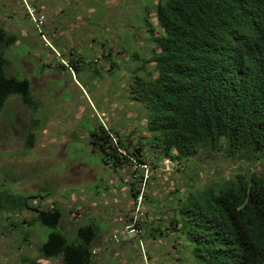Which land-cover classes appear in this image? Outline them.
<instances>
[{"label":"rangeland","instance_id":"1","mask_svg":"<svg viewBox=\"0 0 264 264\" xmlns=\"http://www.w3.org/2000/svg\"><path fill=\"white\" fill-rule=\"evenodd\" d=\"M158 1L27 0L44 16L39 32L21 0H0V27L16 38L1 51L5 73L26 79L33 101L29 107L10 96L0 113V190L34 194L29 204L59 210L69 242L78 241L79 227H93L104 243L91 244L99 264H193L185 238L162 228L170 227L177 197L238 173L264 172V165L229 157L223 149H202L182 163L161 158V144L147 130L148 110L129 92L136 73H153L150 37L158 31ZM99 126L112 129L130 151L141 142L139 181L132 177L139 161L113 167L92 146L90 132ZM137 182L145 196L141 248L134 239H110L123 232L120 219L133 206L129 191ZM0 206L17 208L6 199ZM35 217L26 209L0 212V264H61L39 253L50 229Z\"/></svg>","mask_w":264,"mask_h":264},{"label":"trees","instance_id":"2","mask_svg":"<svg viewBox=\"0 0 264 264\" xmlns=\"http://www.w3.org/2000/svg\"><path fill=\"white\" fill-rule=\"evenodd\" d=\"M154 17L153 73H136L129 92L148 110L147 130L161 144V158L182 163L202 149H223L229 157L264 165V0H159ZM15 41L0 27V113L13 95L33 104L29 82L5 73L1 51ZM111 132L104 126L92 130V146L113 167L139 161L137 178L145 165L138 157L141 142L130 151ZM138 188L132 184V196ZM189 194L177 197L170 227L162 228L185 238L193 264H264V172L238 173ZM35 196L0 190V202L18 210L0 212H36L35 219L50 229L38 247L42 257L91 264L96 230L81 226L78 241L69 242L60 228L62 213L29 204ZM162 228L149 230L162 234Z\"/></svg>","mask_w":264,"mask_h":264},{"label":"built area","instance_id":"3","mask_svg":"<svg viewBox=\"0 0 264 264\" xmlns=\"http://www.w3.org/2000/svg\"><path fill=\"white\" fill-rule=\"evenodd\" d=\"M25 6L29 19L33 22L34 26L39 32H42V26L44 25V16L40 15L37 10L32 8L27 0H21ZM39 14V15H38ZM111 139L115 142L116 138L110 134ZM144 184L141 183L138 188V192L133 196V206L129 209L124 222L122 234L114 233L110 236V239L115 244H120L123 239H134L138 242L139 247H142L144 237V222L146 221L144 205Z\"/></svg>","mask_w":264,"mask_h":264},{"label":"crops","instance_id":"4","mask_svg":"<svg viewBox=\"0 0 264 264\" xmlns=\"http://www.w3.org/2000/svg\"><path fill=\"white\" fill-rule=\"evenodd\" d=\"M58 46H59V45H58ZM54 52L57 53L56 49H54ZM103 54H104V53H103ZM131 176H132V175H131ZM126 191H127V189H123V190H122V193H126ZM129 192H132L131 189H130ZM129 194H131V193H129ZM131 197L133 198L132 194H131ZM129 209H130V207H129ZM128 211H129V210H128ZM128 211L122 215V217H121L120 220H122V218L124 219V218L126 217ZM78 216H79V213L76 212V211H73V216L71 217V219L76 220V219L78 218ZM122 221H123V220H122ZM149 223H150V222H149ZM131 242H133V241H131ZM92 243H93V245L98 246L97 248H99V247H103V246H104V243L102 242V240H101V238H100L99 236H96V237L93 239ZM127 243H130V242H127ZM128 248H129V247H128ZM122 249H127V248H125V247L123 246ZM96 252H97L96 248H95V249L92 248V254L94 255V257H93V262H92L91 264H99V263H98L99 261L95 258V257L98 255V253H96ZM98 257H102V255H101V256H98Z\"/></svg>","mask_w":264,"mask_h":264}]
</instances>
